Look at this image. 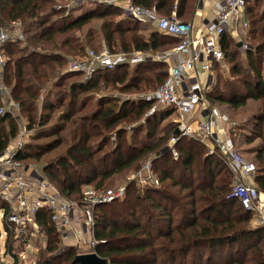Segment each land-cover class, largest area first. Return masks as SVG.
Returning a JSON list of instances; mask_svg holds the SVG:
<instances>
[{
    "label": "trees",
    "instance_id": "trees-1",
    "mask_svg": "<svg viewBox=\"0 0 264 264\" xmlns=\"http://www.w3.org/2000/svg\"><path fill=\"white\" fill-rule=\"evenodd\" d=\"M72 1L77 5L69 14L55 8ZM85 3L0 0V29L14 21L22 24V38L4 47L7 62L1 82L19 109L17 114L0 116V153L17 138L21 116L34 134L17 159L25 164L29 160L45 161L44 172L57 192L78 202L84 185L94 183L101 192L113 176L137 172L148 156H156L152 164L160 186L142 189L131 183L122 200L95 209L96 245L91 253L108 264H264V227H253L251 213L232 197L233 174L224 160L217 154L208 155L201 141L185 137L175 146L177 159L171 152L164 154V145L177 126L153 139L173 110L157 111L156 102L146 97L128 99L162 85L168 78L167 64L148 60L135 66L119 65L113 70L99 69L90 78L82 72L65 71L71 58H81L86 46L98 40H104L114 52H143L153 57L169 54L179 41L156 26L144 36L140 22L124 16L115 5L93 3L77 15ZM197 3L136 0L137 5L155 9L163 17H170L177 5L178 19L188 23L195 18ZM246 12L249 27L245 37L256 41L247 53L249 72L239 62V44L226 34L221 47L224 60L231 64V76L215 78L208 100L234 109L245 107L250 100L260 102L246 143L252 144L255 139L262 142L255 156L258 165L254 184L264 193L261 0H250ZM100 46L94 50L100 51ZM134 123L137 127L130 130ZM141 134L152 141L144 142ZM159 162L163 163L162 170L157 166ZM0 208L6 217L11 212L1 198ZM3 220L9 241L12 237L19 240L8 229L6 218ZM36 222L48 243L35 264H75L78 254L74 247L58 251L60 235L50 212L39 211ZM11 249L10 244L9 253ZM11 254L13 264H23L15 253Z\"/></svg>",
    "mask_w": 264,
    "mask_h": 264
},
{
    "label": "built area",
    "instance_id": "built-area-1",
    "mask_svg": "<svg viewBox=\"0 0 264 264\" xmlns=\"http://www.w3.org/2000/svg\"><path fill=\"white\" fill-rule=\"evenodd\" d=\"M211 1L214 5L211 17L205 19L201 29L196 30L192 22L178 19L177 5L170 17H162L155 9L137 5L136 0H80V3L115 5L129 18L140 23L156 22L157 29L177 39L179 45L169 54L153 57L143 52H134L132 55L114 52L103 42L100 51L89 49L84 58H71L65 71L82 72L86 78H90L99 69L113 70L119 65L135 66L148 60L159 62L164 59L162 56H167L164 61L169 64L168 78L144 97L154 100L161 109L173 110L177 116L175 123L179 126L180 134L171 138L168 150L177 159L175 145L182 137L206 144L208 154L219 155L233 174L232 197L251 213L258 227H264V197L254 183L247 181L255 177L257 165L247 160L232 143L230 132L234 123L229 124L227 129L219 127L222 120L220 110L208 100L215 86L212 70L224 60L221 40L226 34L237 38V32L248 29L246 9L250 0ZM261 3L264 7V0ZM70 4L58 8L69 14L77 2ZM19 38H22V24L19 21L11 24L9 32L0 30V116L17 114L19 109L1 82L7 62L4 47L9 41ZM19 120L20 129L26 128L21 116ZM23 139L24 135L20 134L17 143L0 154V198L11 211L6 217L5 211L0 208V214L2 219L6 218L8 229L13 230L17 237L32 236L29 228L39 229L36 216L42 210L50 212L51 222L59 234L73 238L82 235L94 237L95 209L98 205L122 200L131 183L142 189L160 186L159 177L150 162L130 175L127 182L116 189L98 194L94 188L84 186L81 201L69 200L57 192L41 171L17 159L26 144ZM4 233L7 235V231ZM90 244L93 249L96 241L90 239Z\"/></svg>",
    "mask_w": 264,
    "mask_h": 264
},
{
    "label": "rangeland",
    "instance_id": "rangeland-1",
    "mask_svg": "<svg viewBox=\"0 0 264 264\" xmlns=\"http://www.w3.org/2000/svg\"><path fill=\"white\" fill-rule=\"evenodd\" d=\"M72 2H76V1H72ZM200 2H201V0H198V3L196 4L195 15H197V13L199 12ZM63 3L64 4L59 3V6L71 5L70 4L71 2H67V3L63 2ZM93 5H94L93 3H85L83 6H81L76 11V14L77 15L81 14L83 11L91 8ZM210 6H211V8L214 7L213 4H211ZM55 8L59 9L58 6H55ZM65 12H66V10H65ZM124 16H127V15L124 14ZM194 20H195V18H194ZM13 23L11 22L6 28L4 27V28H1L0 30H3L5 32H9L11 30V24H13ZM144 24H147V23H142V24L140 23V25H139L141 28L140 32L144 36H147V31H145L146 25H144ZM245 32L246 31L237 32V38H233V40L236 42V45L237 44L242 45L237 51L238 57L240 60L239 62L241 64L242 68L245 71L249 72V61H248L247 53H248L249 49H252V47H254V44L256 43V41H254V42H252L251 40L248 41L245 37ZM103 42H104V40H101V41L98 40L93 46L87 45L86 46V52L89 49H92V50L96 49L100 43H101L100 47L102 48ZM251 44H253V45H251ZM94 47H96V48H94ZM85 55H86V53H85ZM85 55L81 56V58H84ZM166 57L167 56H162V58H164V59ZM263 58H264V53H263ZM164 59H162L159 62L167 64V68H168L169 65H168V63H166L164 61ZM231 68L232 67H231V64L228 62V59H225L221 63V65H217L216 71L214 72L215 78L217 79V76L218 77L226 76V78H229L231 76ZM152 70H156V69H152ZM114 95H117V94L115 93ZM144 96L145 95H143V94L142 95L137 94V95H133L132 97L129 96L128 99L132 98L133 100H137V99H140L141 97L143 98ZM215 105H217L219 107L222 118L227 123H229L231 125H232V123H234V125H235V126H233V129L230 132L231 139L232 138L234 139L235 146L240 150V152L244 155V157L247 160L255 162L256 165H258V163L255 160V156H256V153L258 151V147L262 146L261 140L259 139L260 145H258L257 148H254V146L257 145L256 142L258 141V139H255V141L252 144H248L246 142L250 137V130H251L252 125H253V124L248 125V123L254 119V116H257L259 114V111L261 108H259V111H255V110L257 109V107H260V102H256V101L251 102L249 106H247V107L245 106V107H242L239 109H234L231 107H226V106H222V105H218V104H215ZM1 106H2V102L0 99V107ZM155 110L160 111L162 109L160 107L155 106ZM175 117H176L175 115L172 117H169L166 121H164L162 123V125L159 129L158 137H155L153 140H157L159 137L164 136V134H166V132L168 130H170L171 127H173V125H175L173 123L175 121ZM18 118H19V115H18ZM25 125H26L25 126L26 128L23 127V129H20L17 138L15 140H13L9 146H11L14 143L15 144L17 143V141L19 140L20 134L24 135L25 139H23V140H25L26 143L30 142L32 135L34 134V131L28 129V125L26 122H25ZM137 125H138L137 123H134L130 126L129 129L131 130L134 127H137ZM145 129H148V127ZM140 138L144 142L152 141L150 139H146L144 137V134H141ZM167 143H165L164 147L166 146ZM9 146H8V148H9ZM163 153H164V150H163ZM0 154H2V153H0ZM155 157H156L155 155L154 156H148V160L145 162V164H148L150 162L152 163L155 160ZM25 165H27L29 167H34L35 169H38L39 171H41L43 173V175L47 179H49L44 172L45 161L37 162L35 160H29V161H27V163ZM157 166L161 170L164 168L163 163H161V162H159V164ZM134 173H136V172H133L132 174H134ZM132 174H129L127 176H124L121 174L113 176L110 180L106 181L105 188L101 192H98L96 190L94 183H93V185H84V186H90V187L94 188L98 194H102V192L105 193L108 190H113V189H116V188L124 185L127 182V178H129L130 175H132ZM4 223H5V221L2 219V215L0 214V264H13V258H12V254H11L12 252L18 256V259H19V261H21V263H23V264H35L37 262V256L41 255L43 250L46 249V247H47L48 241H47V237L45 236V233L40 228L38 230H33L32 228H29L30 231L33 233L32 236H29V235L26 237H22V236L19 237L18 236L19 240H16L15 237H12L9 241V234L5 235V233H4L6 231V229L4 227ZM59 235H60V243H59L60 246H59L58 251H60L61 253L64 251L65 248H67L69 246L74 247L76 249V252L78 255L89 254L93 250L92 246L90 244V239H94V237H89L86 235H82V236L79 235L80 236L79 238H73L70 236H68V237L64 236V234H59ZM9 243L11 244V248H12L11 253L8 252V246L10 245Z\"/></svg>",
    "mask_w": 264,
    "mask_h": 264
},
{
    "label": "crops",
    "instance_id": "crops-1",
    "mask_svg": "<svg viewBox=\"0 0 264 264\" xmlns=\"http://www.w3.org/2000/svg\"><path fill=\"white\" fill-rule=\"evenodd\" d=\"M202 1V7L201 8H199V12L197 13V15H195V20L194 21H192V23L194 24V26H195V29L196 30H199V29H201V27H202V24H203V22H205V19H207V18H209V17H211V15H212V12L214 11V7H212L211 8V4H213L212 3V1L211 0H201ZM262 4V3H261ZM142 24V23H141ZM144 25H146L145 26V31H147V35H149L151 32H153L154 30H155V26H156V22H154V23H147V24H144ZM153 26V27H152ZM244 32V31H243ZM156 61V60H155ZM169 65V64H168ZM217 65H221V64H217ZM217 65L216 66H214V68H213V70H212V72H213V76H212V78H213V81H214V83L216 84V80H215V71H216V68H217ZM169 68V67H168ZM251 102H255V101H252V100H250L249 102H248V104L246 105V107L247 106H249L250 105V103ZM212 105H215V104H212ZM219 105V104H218ZM217 106V105H216ZM222 106H226V107H229V106H227V105H222ZM218 107V106H217ZM219 108V107H218ZM259 108L260 107H257V109L255 110V111H259ZM176 116V114H172L170 117H172V116ZM176 118H177V116L175 117V121L173 122L174 124H175V126H177L176 128H175V131L176 130H178L179 131V126L175 123L176 122ZM202 118V117H201ZM256 118V116H254V119ZM254 119L252 120V121H250L249 123H248V125L249 124H252V122H254ZM196 124V122H194V124L193 125H195ZM228 126H229V123H227L223 118H222V120H221V123L219 124V127H223V128H225V129H227L228 128ZM175 131H174V135L172 136V137H174V136H178V135H175ZM180 132V131H179ZM171 140V139H170ZM170 140L168 141V143L166 144V146L164 147V153H166V152H170L169 150H168V145H169V142H170ZM203 143V142H202ZM259 143V144H258ZM204 144V143H203ZM256 144L257 145H255L254 146V148H257L258 147V145H260V140L258 139V141L256 142ZM206 147H207V145L206 144H204ZM176 146V145H175ZM259 148H260V146L258 147V150H259ZM207 149H208V147H207ZM208 153H209V150H208ZM209 155V154H208ZM255 178V177H254ZM254 178H249L247 181L249 182V183H254ZM260 190V189H259ZM261 193H262V197H264V193L262 192V191H260ZM251 223H252V226L253 227H258L257 226V224H256V221L255 220H253V218H252V221H251Z\"/></svg>",
    "mask_w": 264,
    "mask_h": 264
},
{
    "label": "water",
    "instance_id": "water-1",
    "mask_svg": "<svg viewBox=\"0 0 264 264\" xmlns=\"http://www.w3.org/2000/svg\"><path fill=\"white\" fill-rule=\"evenodd\" d=\"M200 8L202 7V1L200 2ZM241 47L242 45L239 44ZM180 132L178 130L175 131V135H179ZM75 264H108V262L105 259L100 258L95 253H89V254H81L77 255L75 260Z\"/></svg>",
    "mask_w": 264,
    "mask_h": 264
}]
</instances>
